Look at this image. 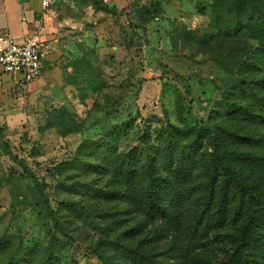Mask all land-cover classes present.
Listing matches in <instances>:
<instances>
[{
    "label": "rangeland",
    "instance_id": "obj_1",
    "mask_svg": "<svg viewBox=\"0 0 264 264\" xmlns=\"http://www.w3.org/2000/svg\"><path fill=\"white\" fill-rule=\"evenodd\" d=\"M234 1L60 0L52 8L67 32L48 53L41 75L25 89L0 80V241L48 247L54 236L73 245L79 264H101L98 253L112 260L116 247L143 242L154 231L117 194L103 200L85 192L87 185L110 193L120 189L118 180L96 168L104 161L95 143L118 133V148L127 152L140 147L147 132L154 139L166 124L183 128L203 121L233 127L241 137L264 134V128L247 129L220 109L225 96L240 97L237 78H264L242 65L257 41L220 31ZM149 14L154 19L143 24ZM258 97L264 99V90ZM40 192L69 238L37 205ZM139 225L138 238L123 237ZM171 237L153 247L170 248ZM171 255H177L171 264L219 263L226 248L182 245Z\"/></svg>",
    "mask_w": 264,
    "mask_h": 264
},
{
    "label": "trees",
    "instance_id": "obj_2",
    "mask_svg": "<svg viewBox=\"0 0 264 264\" xmlns=\"http://www.w3.org/2000/svg\"><path fill=\"white\" fill-rule=\"evenodd\" d=\"M229 13L220 31L257 41L245 53L242 65L264 74V0H236ZM147 17L143 24L155 16ZM237 79L240 97L234 101L224 97L223 115L247 129L264 128V99L258 97L264 90V78L254 82ZM145 134L142 145L127 152L118 148V133L111 140L95 143V152H101L104 161L96 168L118 180L120 189L110 193L87 185L85 192L103 200L117 194L154 231L153 237L149 236L152 232L144 235L145 244L116 247L112 260L98 253L101 264H171L169 260L177 256L171 255L174 249L182 245L205 248L212 243L226 248V257L219 263L204 264H264V134L241 137L233 127L211 126L205 121L183 128L166 124L163 130H156L154 139L150 132ZM233 144L254 150L240 152ZM86 166L91 168L92 163L88 161ZM29 179L40 187L37 178ZM36 202L43 206L55 230L69 238L48 196L40 192ZM139 234H143L142 225L123 237L138 238ZM168 236L174 240L171 247L157 251L153 245ZM6 253L10 255L0 264H79L73 245L54 236L48 247H15L9 240L0 241V259Z\"/></svg>",
    "mask_w": 264,
    "mask_h": 264
},
{
    "label": "crops",
    "instance_id": "obj_3",
    "mask_svg": "<svg viewBox=\"0 0 264 264\" xmlns=\"http://www.w3.org/2000/svg\"><path fill=\"white\" fill-rule=\"evenodd\" d=\"M43 1L50 6L43 7ZM60 0H0V34L9 35L18 42L39 33L49 45V53L55 50L60 36L67 32L66 21L54 17L53 7ZM12 80L9 76L0 78Z\"/></svg>",
    "mask_w": 264,
    "mask_h": 264
},
{
    "label": "built area",
    "instance_id": "obj_4",
    "mask_svg": "<svg viewBox=\"0 0 264 264\" xmlns=\"http://www.w3.org/2000/svg\"><path fill=\"white\" fill-rule=\"evenodd\" d=\"M50 3L43 1V7ZM49 45L39 33L33 34L21 42L15 38L0 34V78L9 76L24 89L37 79L48 59Z\"/></svg>",
    "mask_w": 264,
    "mask_h": 264
}]
</instances>
